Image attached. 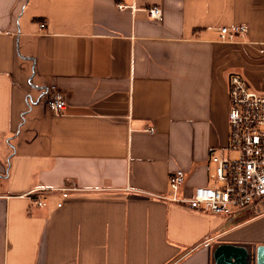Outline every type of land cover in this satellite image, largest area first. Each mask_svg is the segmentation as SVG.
Listing matches in <instances>:
<instances>
[{
	"label": "crops",
	"instance_id": "crops-1",
	"mask_svg": "<svg viewBox=\"0 0 264 264\" xmlns=\"http://www.w3.org/2000/svg\"><path fill=\"white\" fill-rule=\"evenodd\" d=\"M234 73L264 93V0H0V264H215L220 244L264 264V213L171 199L214 183ZM66 182L61 207L25 195Z\"/></svg>",
	"mask_w": 264,
	"mask_h": 264
},
{
	"label": "built area",
	"instance_id": "built-area-1",
	"mask_svg": "<svg viewBox=\"0 0 264 264\" xmlns=\"http://www.w3.org/2000/svg\"><path fill=\"white\" fill-rule=\"evenodd\" d=\"M125 8V5H120ZM152 17L161 16L160 7L150 10ZM46 26L45 22L40 24ZM249 33L247 24L224 25L220 29L223 41L233 42ZM229 143L219 152L210 149L208 169L214 179L211 185L194 188L190 197H172L190 209L215 215L234 216L245 210L264 213V93L253 89L239 73L229 79ZM46 106L53 113L63 112L66 101L61 94L46 97ZM153 132L154 128L150 127ZM185 182V172L177 170L170 176V186L178 190ZM81 190L74 182L59 187H38L25 193L33 205L45 206L47 197L59 196L58 207L71 192Z\"/></svg>",
	"mask_w": 264,
	"mask_h": 264
},
{
	"label": "water",
	"instance_id": "water-1",
	"mask_svg": "<svg viewBox=\"0 0 264 264\" xmlns=\"http://www.w3.org/2000/svg\"><path fill=\"white\" fill-rule=\"evenodd\" d=\"M263 247H258L255 253V263L261 264ZM215 264H253L250 261V251L247 247L233 244H220L214 252Z\"/></svg>",
	"mask_w": 264,
	"mask_h": 264
}]
</instances>
